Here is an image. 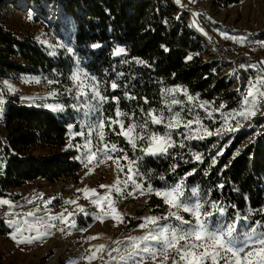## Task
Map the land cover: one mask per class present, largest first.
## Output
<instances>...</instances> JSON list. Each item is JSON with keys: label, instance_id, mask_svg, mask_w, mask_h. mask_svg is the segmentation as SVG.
<instances>
[{"label": "rangeland", "instance_id": "374dc122", "mask_svg": "<svg viewBox=\"0 0 264 264\" xmlns=\"http://www.w3.org/2000/svg\"><path fill=\"white\" fill-rule=\"evenodd\" d=\"M62 1L0 0V23L20 38L32 35L56 64L0 78V134L6 97L17 94L68 119L69 145L82 162L76 178L36 179L0 197V220L10 229L0 250L9 251L13 264H264V218L254 220L249 208L232 214L212 188L189 178L194 171L171 169L168 179L147 163L168 155L200 162L206 150L216 163L238 133L252 135L233 154L264 129V74L252 63L219 65L207 46L227 37L264 42V0H172L182 12L197 8L205 36L198 55L232 81L238 100L217 106L181 85L160 84L158 106L139 115L113 95L118 90L130 101L134 88L124 77V44L112 41L100 60L91 51L102 46L80 48ZM151 195L162 199L163 210H152Z\"/></svg>", "mask_w": 264, "mask_h": 264}, {"label": "trees", "instance_id": "16d2710c", "mask_svg": "<svg viewBox=\"0 0 264 264\" xmlns=\"http://www.w3.org/2000/svg\"><path fill=\"white\" fill-rule=\"evenodd\" d=\"M210 1L229 5L242 0ZM61 4L75 19L77 45L80 48L102 46L97 53L91 51L98 60L105 58L112 41L124 44L129 61V67L123 66L127 71L124 77L133 79L134 88L129 91L130 101L117 94L118 90L113 93L119 95L123 110L139 115L142 110L158 106L160 84L181 85L190 94L213 101L217 106L232 107L237 103L238 97L230 90L232 81L214 63L198 55L202 52V39L192 27L200 30L203 25L194 6L188 5L182 12L172 0H64ZM187 14L191 16L190 21ZM207 34L212 37L211 33ZM55 66L54 58L48 56L32 35L20 38L0 23V78L47 72ZM0 94L4 95L1 90ZM6 102L4 132L0 134V163L3 162L0 197L36 179L54 183L63 178H76L82 162L78 151L69 145L68 119L46 107L27 104L17 94L7 96ZM114 107L111 103V116ZM251 135L247 131L238 133L216 163L207 157L210 150L205 151L200 162L190 155L186 161L168 155L149 158L147 163L155 174L171 169L176 175L194 171L189 178L212 188V196L232 214L249 208L254 220L263 219L264 129L233 154ZM164 174L171 178L169 172ZM158 182L154 179L155 186ZM148 204L154 206V211L164 208L162 199L155 195L150 196ZM9 232L0 220V237H7ZM8 256L9 251L1 249L0 264H13Z\"/></svg>", "mask_w": 264, "mask_h": 264}, {"label": "built area", "instance_id": "2783aa9c", "mask_svg": "<svg viewBox=\"0 0 264 264\" xmlns=\"http://www.w3.org/2000/svg\"><path fill=\"white\" fill-rule=\"evenodd\" d=\"M191 20L190 14H187ZM201 39L205 36L200 30L192 27ZM208 49L216 55L219 65H234V63H252L264 74V42L258 39L240 42L235 38H224L219 42L207 41Z\"/></svg>", "mask_w": 264, "mask_h": 264}, {"label": "bare ground", "instance_id": "6f19581e", "mask_svg": "<svg viewBox=\"0 0 264 264\" xmlns=\"http://www.w3.org/2000/svg\"><path fill=\"white\" fill-rule=\"evenodd\" d=\"M76 250H77V251H79V252H82V250H81V249H79V248H76Z\"/></svg>", "mask_w": 264, "mask_h": 264}]
</instances>
